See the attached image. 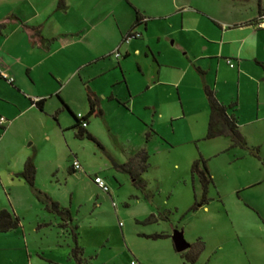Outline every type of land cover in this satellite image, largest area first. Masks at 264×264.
<instances>
[{"label": "rangeland", "instance_id": "rangeland-1", "mask_svg": "<svg viewBox=\"0 0 264 264\" xmlns=\"http://www.w3.org/2000/svg\"><path fill=\"white\" fill-rule=\"evenodd\" d=\"M59 1L0 0V16L3 14V20L6 18L5 31L11 35L7 40L11 48L7 63L12 65L10 75L17 85L14 87L8 79L0 77V101H32L36 97L47 101L44 110L24 109L22 116L9 118L12 124L7 134L0 127V209L16 213L21 220L18 229L0 233V264H79L72 254L77 244L83 251L82 264H131L134 259L143 264H194L186 254L196 252L199 249L196 243L201 240L205 248L195 264H264V161L247 149H231V140L227 137H205L200 101L205 92L196 88L187 90L192 108L186 118L173 117L174 110L182 111L176 87H164L163 117L151 118L148 113L152 110L145 109V104L158 98L157 90L133 94L136 111L127 110L119 102L107 104L106 120L100 116L90 118L89 130L98 142L77 137L79 129L71 128L76 124L75 117L62 108L59 97H62V87H65L63 95L69 93L83 101L78 97L85 95L83 84L76 73L78 69H73L71 63L83 62L85 50L103 51L104 47H111L113 53L122 46L123 54L130 44L144 46L147 41L157 46L162 37L164 51L174 40L192 51H204L206 43L197 33L189 26L186 30L181 28L178 6L183 1L65 0V9H58ZM194 2L204 14L198 16L202 22L199 19L192 22L193 27L196 25L206 35L218 38L221 28L213 19L217 18L220 24L233 20L226 6L231 0ZM130 3L146 11L150 30H146L143 21L131 32L134 37L122 43L121 29L129 28L136 17ZM182 5L190 9L187 3ZM242 7L246 10L245 16H253L258 0H249ZM13 14L24 21L30 20V24H43L47 35H73L76 39L86 34L91 44L67 48L64 53L65 57L69 56V63L54 69V75H50L49 66L65 58L61 53L30 73L28 68L36 58L27 54L26 48L36 45L30 40L35 32L22 26L16 30ZM257 41L262 55L264 34L254 41L255 45ZM134 58H138L136 54L126 60V65L130 80L137 83L141 74ZM7 63H0V67L8 66ZM258 65L264 71V64ZM212 70L210 78L217 80V69ZM72 71L76 76L69 84ZM219 72L223 96L230 98L225 78H230L233 71L221 63ZM262 85L264 98V82ZM259 86L258 82L245 81L241 100L236 96L238 105L229 107V111L232 114L236 110L238 120L246 122L241 132L251 148H259L264 159V119H258L264 116V105L260 110L255 96ZM125 89L124 85H118L116 92L125 94ZM227 102L230 106L232 101ZM59 109L62 110L57 114ZM143 149L149 157L147 168L139 169L140 187L124 165ZM27 154L35 159V187L58 202L63 213L53 209L48 201H40L20 177L32 198L28 200L22 191L19 193L21 204L14 208L11 198L19 183L15 172ZM75 156L83 169L71 173ZM201 158L206 160L213 182L207 204L194 210L191 208L201 202L203 192L191 167ZM97 175L104 179L109 192L95 183ZM175 230H182L191 244L185 252L175 250L170 236L151 237L171 235Z\"/></svg>", "mask_w": 264, "mask_h": 264}, {"label": "crops", "instance_id": "crops-1", "mask_svg": "<svg viewBox=\"0 0 264 264\" xmlns=\"http://www.w3.org/2000/svg\"><path fill=\"white\" fill-rule=\"evenodd\" d=\"M183 3H187L190 5V9L186 8L184 5L179 4V11L181 12V28L183 30L188 29L187 27H190V30L195 31L197 33V36L201 38L204 43H206L205 50H191L188 46L181 42H177L176 40L173 41V45L167 49V51H164L162 49V43L163 39L162 37L159 38L160 44L157 46H153L150 42L144 43V46H134V44H130L129 47L124 50L123 54L121 53L122 46H119L121 57L116 58L114 56V59L111 57L113 56L111 47H104L103 51H98L99 48L93 50L92 52H87L86 50L82 52L84 60L83 62H74L71 63L73 66L72 68H77L76 71L77 75H80V82L83 84V88L85 91V95L78 96L80 100L83 99V101H78L77 97L71 96L69 93H66L63 95V90H65V87H62L61 90L62 99L64 102L68 105L70 111H72L75 115L78 113L84 114L86 117H88L89 111H90V103L88 99V89H91L93 92H95L99 98H100V107L104 112L103 119L106 120L108 117V111H107V104H112V102H119L123 107H125L127 110L131 108L133 111H136L134 108V101H133V94L135 95H141L146 94L148 91H159L158 98L151 101L149 104H145L147 107L145 109L152 110L150 113H148V116L151 118H157L159 116L163 117V112L161 111V107L165 106V101L161 98L162 95H164V87L169 86L172 88H177L179 91V96L181 100L182 105V111L177 112L174 110L173 117L174 118H186L188 117L190 113V101L191 99L188 98L187 90L190 88H196L198 90L205 92V84L209 85L211 88H214L216 95L220 102L228 106L227 101H232L230 106L237 101H235L236 96L238 98L241 97L243 92V84L247 80H251L252 82H258L259 83V92L257 95V101L259 109L264 105V98L262 93V87L264 82V71L259 67V63L264 64V54H260L259 52V41H257L256 45L254 44V41L259 39L261 35L264 33L262 30L254 26L250 22H254L260 15V13L264 12V0H258V9L256 14L253 16H245L246 10L243 9L242 6H245V3L249 2V0L244 1H238V0H231V3L227 4L228 6V12L231 16H233V20L228 22H223L220 24L216 20L217 18L213 19V22L217 24L221 28V34L218 38H213L208 35H206L202 30H198L196 25L193 27L192 22H195L198 20V16L200 14H204L202 8H200L194 0H182ZM181 3V1H180ZM131 4V3H130ZM133 6V4H131ZM182 5V6H181ZM1 7V3H0ZM135 11H139L141 16L144 17V22H146V30L149 31V24L147 21V18L145 17V10H141V8H137L133 6ZM185 7V8H184ZM0 10H2L0 8ZM136 13V12H135ZM3 14L0 16V63H7L10 59L11 55L9 54L8 50H10V46L7 45V40L11 38V35H7L5 31L6 25L3 23L2 18ZM18 17V18H17ZM163 16H160L162 18ZM8 19V17H7ZM12 19L15 20L14 22L17 23L16 30L20 26L24 27L23 24H27L31 27L39 28L41 27V30H34L32 28H26L28 30L34 31V35H31L30 40L35 42L36 45H33V47L28 46L27 54L34 55L33 57L36 58V61L33 62L32 67L28 68L30 73H32L33 69L38 67L40 64L46 63L48 60L54 58L59 53H61L62 57H65L64 52H66L67 48H72L74 46L81 45L87 46L90 45V37L86 34H82L78 38L74 39L75 36H63L61 35H47L45 33V27L42 26L43 24H30L29 21H24L22 17L13 14ZM136 20V17H135ZM201 22L203 21L202 19ZM28 22V23H27ZM201 22L199 25H201ZM135 24V21L132 23L129 28H123L121 29V37H125V33H129L133 26ZM44 27V28H43ZM193 27V28H192ZM129 29V30H128ZM197 29V30H196ZM239 32V33H238ZM35 36V37H34ZM258 36V37H257ZM168 39L172 38V35H166ZM73 38V39H70ZM89 38V39H88ZM54 39L52 42L51 40ZM47 40H50L51 42H48ZM34 43V44H35ZM123 43V39H122ZM118 44V43H117ZM258 46V47H257ZM188 49V50H185ZM33 50V51H31ZM97 50V51H96ZM185 51V52H184ZM184 52V53H183ZM112 53V54H111ZM133 54H136L138 58H134L136 60V63L139 68V74H141V79L136 83H132L130 80V74L127 70L126 60H128ZM187 55V57H186ZM121 58H123L121 60ZM116 59V60H115ZM228 60H232L234 63V66H231ZM108 61V63L106 62ZM103 62V63H102ZM57 64H53L50 69V75H54V69L60 68V66L63 63H69V56L66 55V57L62 61L56 62ZM105 63V64H104ZM221 63H224L227 68H229L231 71H233L230 76V78H225V83L229 86V92H230V98H227L226 96H223V88L220 87L221 83H219L221 74L219 72V68ZM8 66L1 67L3 71L8 73L10 75L11 73V66L9 63H7ZM217 64V67L215 66ZM194 65L198 66L202 71H204L206 74L205 76L201 77L200 73L197 71V69L194 67ZM94 67L98 68V70H89V68ZM217 69V80H211L210 74L213 71L212 68ZM74 71V70H73ZM72 71V72H73ZM69 72V73H72ZM70 75V74H69ZM11 76V75H10ZM76 74L74 72L71 74V77L69 78V84L73 83L74 78ZM222 76V75H221ZM1 77V75H0ZM14 84L16 85V80L14 81ZM14 87H17V85ZM118 85L127 87L126 93L121 94V91L116 92V87ZM20 89V88H18ZM182 89L185 90V93H182ZM124 90V89H123ZM169 94H171V90L167 91ZM132 94V96H131ZM124 95V96H123ZM43 99L42 97H36L34 100ZM33 100V99H31ZM241 100V98H240ZM201 110H203V117H204V124L203 128L206 131L205 137L207 135L208 127H209V121H210V106L208 103L207 96L204 95L201 97ZM189 103V104H188ZM7 104V105H4ZM47 105V101L44 104V108ZM238 105V104H236ZM38 108L33 101H0V118L5 117L7 119V123L5 125H0V127H4L5 134L9 131V127L12 124L11 119L9 118H17L24 114L25 110L27 109H36ZM190 108V109H189ZM25 109V110H24ZM60 110V109H59ZM58 110V111H59ZM259 110V112H260ZM69 111V110H68ZM69 111V112H70ZM83 111V112H82ZM85 111V112H84ZM176 111V112H175ZM228 113L231 114V112L228 110ZM236 116L238 126L240 130H242V127L246 124V122L242 123L238 120V112L234 110L232 113ZM93 116L98 115L94 114ZM87 119L88 125L85 128L86 131L90 132L89 126H90V118ZM140 117V116H139ZM146 119V118H145ZM143 119V120H145ZM264 119L263 117L258 118ZM146 121V120H145ZM252 121H249L250 123ZM75 125V124H74ZM72 128V127H71ZM153 133L157 134L154 130H152ZM92 134V133H91ZM225 137V136H224ZM218 138V137H216ZM231 140V138L227 137ZM214 139V138H213ZM170 141V140H169ZM230 148H236L232 147V140L230 141ZM30 155L23 156L20 160V169L15 172V174L23 171L26 161ZM192 172V167H191ZM193 174V172H192ZM196 176L197 179L200 182V178L198 175ZM212 176V175H211ZM195 177V180H196ZM19 178V177H17ZM19 183L17 184V187L15 188V196H12V204L15 209H17L18 205L21 204V196H19V193L22 191L28 195V200H31V193L29 192L28 187L26 185H22V181H20V178L18 179ZM3 182V181H2ZM201 188L203 192V186L202 183ZM207 208V207H206ZM174 233V232H173ZM173 233L171 235L165 234L166 237H172ZM200 240V239H199ZM200 245L202 244V249L205 248V243L201 242L196 243ZM174 245V243H173ZM191 247V246H190ZM175 248V246H174ZM176 250V249H175ZM203 250L199 253L198 257H196V252L188 253L186 254V258H190L191 261L195 264L203 252ZM184 258V257H183ZM196 258V259H194ZM143 264L142 262H140Z\"/></svg>", "mask_w": 264, "mask_h": 264}, {"label": "trees", "instance_id": "trees-1", "mask_svg": "<svg viewBox=\"0 0 264 264\" xmlns=\"http://www.w3.org/2000/svg\"><path fill=\"white\" fill-rule=\"evenodd\" d=\"M238 1H244V0H238ZM65 0H60L58 3V9H65ZM261 14V13H260ZM18 18V17H17ZM144 21V17L141 16L139 11L136 10V20L135 24L132 28V30L127 34L131 35V32L134 31L135 27L140 25ZM253 23V22H250ZM26 28H32L34 30H41V27L35 28L31 27L27 24H23ZM126 37V36H125ZM125 37L123 38V42L125 40ZM48 42H53L54 39L47 40ZM262 64V63H259ZM263 65V64H262ZM194 67L197 69V71L202 75L205 76V72L202 71L198 66L194 65ZM2 78H4L1 75ZM12 85H15L14 82H11ZM205 93L208 99V103L210 106V121H209V127L207 131L206 138L207 139H213L220 136L229 137L232 140V147H241L244 149L249 150L254 156L260 158L264 161V159L261 158L260 150L259 148H251L241 132L237 118L234 114H229L228 110L229 107L235 106L237 103L234 102L231 106H226L222 102L219 101L215 89L211 88L209 85L205 84ZM60 97V96H59ZM62 108L67 109L70 111L68 105L64 102V100L60 97ZM88 99L90 103V111L88 114V117H86V120L91 117L92 115L96 114L100 117H103L104 112L100 107V98L99 96L93 92L91 89H88ZM33 103L40 109L44 110V104L46 102V98L39 99V100H32ZM57 111V114L61 111ZM70 113L75 117L76 124L72 126V128H78V132L76 133L77 137L85 138L87 137L90 140H94L98 142L97 138L91 134L90 132L86 131L85 128L81 127L80 121L77 118V115H75L72 111ZM148 137H150V132L148 133ZM148 153L145 149L141 150L132 160H130L128 163H126L125 170L132 174L135 183L138 184L140 187H142V180L139 177V169L145 170L147 168V161H148ZM70 172L74 173L76 170L71 167ZM192 172L195 175H198L200 178V182L203 186V197L201 202H197L191 209L196 210L199 206L205 205L208 202V193H209V186L213 182V177L211 176L209 172V168L207 166L206 160L204 158H201L199 160H196L192 164ZM36 173L37 168L35 164L34 156H30L28 160L25 163L23 171L17 173V176L20 178H23L25 182L34 190L35 195L40 201L46 202L48 201L51 203L53 209L60 211V205L58 202L51 199L49 196L44 194L42 191L37 189L35 187V180H36ZM46 199H45V198ZM63 213V212H61ZM149 220V219H148ZM21 225V220L19 216L16 215V213L11 212L7 209H0V233H6L10 232L12 230L18 229ZM153 238H161L166 237L165 234H156L151 236ZM203 247H199V249L196 251V257H198L199 253L203 250ZM83 251L82 248L77 244L76 247L73 249L72 254L73 256L79 261V264H82V259L80 258V255H82ZM188 260L191 261L190 258L187 257ZM196 259V258H194Z\"/></svg>", "mask_w": 264, "mask_h": 264}, {"label": "built area", "instance_id": "built-area-1", "mask_svg": "<svg viewBox=\"0 0 264 264\" xmlns=\"http://www.w3.org/2000/svg\"><path fill=\"white\" fill-rule=\"evenodd\" d=\"M254 26H256L257 28L260 29H264V12L261 13L259 15V17L252 23ZM138 36V35H136ZM134 37L133 33L131 35H127L125 37L124 42H129V40ZM113 55H115L116 58H120L122 55L120 53V49L118 48L116 51L113 52ZM228 62L230 63L231 66H234V63L232 60H228ZM0 75H2L5 79H8L10 82H14V78L11 77L8 73H6L5 71L2 70V68L0 67ZM77 118L80 121L81 127L82 128H86L88 125V122L86 120V116L82 113H78L77 114ZM7 123V119L5 117H1L0 118V125H5ZM72 167L78 171L83 169V166L80 162V160L75 156L72 162ZM95 183L102 188L104 191L109 192V188L107 186V184L105 183L104 179L100 176H96L94 179ZM131 264H141L140 261H138L137 259H134L131 261Z\"/></svg>", "mask_w": 264, "mask_h": 264}, {"label": "water", "instance_id": "water-1", "mask_svg": "<svg viewBox=\"0 0 264 264\" xmlns=\"http://www.w3.org/2000/svg\"><path fill=\"white\" fill-rule=\"evenodd\" d=\"M172 239L175 249L178 253L185 252L191 246V244L186 240L184 232L182 230H175L172 235Z\"/></svg>", "mask_w": 264, "mask_h": 264}]
</instances>
